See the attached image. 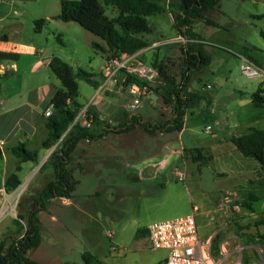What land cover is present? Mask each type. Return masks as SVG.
<instances>
[{
	"label": "rangeland",
	"instance_id": "obj_1",
	"mask_svg": "<svg viewBox=\"0 0 264 264\" xmlns=\"http://www.w3.org/2000/svg\"><path fill=\"white\" fill-rule=\"evenodd\" d=\"M99 2L104 7L103 1L99 0ZM53 5L59 7L58 1L0 0V19L5 17L0 20V24L8 25L10 23L14 17L13 9L26 7L33 14H41L46 7L50 8ZM105 12L110 18L117 16V10L114 8H106ZM172 16L173 12L168 8V3H165L160 13L147 17L150 32L143 35V38L149 45L153 42H169L156 48H149L140 58L151 66L167 62L172 74L178 80L179 65L181 64L179 48L183 46V41L178 38L180 36H176ZM72 27L73 29L69 30L68 35L61 37L63 45L55 42L58 49L56 56L71 67L74 73L82 70L87 74L99 76L103 66L104 53L92 48L91 43L95 42L103 46V42L76 23L72 24ZM193 30L198 33L199 27L196 26ZM261 34L264 35V20L255 21L251 26L222 31L217 37L222 43L215 44L226 46L234 52L239 51L242 46L256 47L258 50L255 51L254 57L261 65L262 76L246 77L241 71V66H246L248 63L243 61L239 55L233 56L218 49H207L210 63L191 75L188 83L189 88L201 96V104L192 110V115L190 113L187 115L186 130L182 137H176L172 147L165 150L164 154L158 152L154 159V162L159 161L172 151L174 166L184 173L183 183L176 181L175 177L170 175L169 190L173 191L174 198L173 207H169L167 210L170 216H184L196 206L198 213L195 215V221L204 226L207 220L206 212L209 214L211 210L212 198L220 191L232 188L236 181L242 179L244 173H242L240 165L227 166L221 164V160L216 158L213 163L203 166L188 161L184 167L181 161L180 142L189 147L188 144L206 146V144L218 141L217 144L220 145L218 149H222L225 144L221 143L220 139L229 132L245 134L253 128L264 129V109L254 107L250 99L259 87L264 89V39ZM204 36L206 35L204 34ZM75 80L78 86L76 100L86 105L94 88L82 77L77 76ZM130 98V96H126L122 100L120 98L119 101L123 105ZM163 108L161 100L157 98L155 101L140 99L135 110H123L127 115L138 113L145 121L154 123L162 119ZM166 111L165 114L169 115L168 109ZM230 123L236 124L234 128H227ZM207 126L210 127L209 132H206ZM213 134H216L215 137L212 136ZM140 147L145 148L146 146L143 144ZM33 148L38 149V147ZM209 154L216 153L212 151ZM238 155L239 160H242L243 156ZM131 166L132 163L129 159L118 162L116 166L104 167L102 165L97 167L96 175L94 174L93 178L85 180L78 188H76V182L72 193L74 196L90 194L93 190L99 191L97 196L89 200L90 210L87 213L79 210V203L73 206H64L57 198L45 204V211H41L37 215L41 222L42 240L40 246L32 252L31 258L41 264H84L82 254L89 251L96 256L101 264L132 263L135 258L132 242L134 241L133 233L136 222H139V226L146 232V235L137 241L141 249L139 253L143 256H150L148 223H145V220H138L136 215L139 214L132 209L131 201L121 202L117 195L106 194L107 190H111V188L105 187V184L108 181L124 179V174L132 170ZM257 170V173H260V178L257 174L252 176L259 180L250 179L247 181L243 177L242 183L238 182L239 186L233 193L236 194L234 205L240 210L238 213H233L231 218L234 220L232 223L235 222L236 229H239L242 241L239 239L235 244L237 249L232 264H264V174L260 168ZM12 173H14V157L7 154L5 163L0 161V174L10 175ZM33 173L34 178L30 184L26 179L27 173H21V183L14 189H7L4 186L6 178L3 179L0 176V240L5 236L17 238L26 228V219L33 207L38 190L49 181V176L46 175L49 171L41 173L36 168ZM254 183H256L257 189L252 186ZM223 194L225 195L226 192ZM250 195L259 197V200L249 201L252 206L250 210H253L254 214L248 216L246 214L248 211L246 207L244 208L243 203L248 201ZM43 233H47L48 236L45 237ZM114 243L129 251L123 252ZM112 247L113 249H111ZM211 253L213 256L216 254L213 249Z\"/></svg>",
	"mask_w": 264,
	"mask_h": 264
},
{
	"label": "crops",
	"instance_id": "obj_2",
	"mask_svg": "<svg viewBox=\"0 0 264 264\" xmlns=\"http://www.w3.org/2000/svg\"><path fill=\"white\" fill-rule=\"evenodd\" d=\"M56 1L59 3V0ZM59 13L60 4L59 7L55 5L50 8L46 7L41 14H33L26 7H21L20 9H13L14 17L8 25L0 24V53L11 55V58L8 60L15 65L13 71L0 75V161L5 163L7 154L12 155L14 157L15 172L18 161L12 153V148L18 143H22L27 150L38 153L36 163L23 162L20 164L21 168L17 172L20 183L21 173H27L26 179H28L27 182L30 184L34 178V170L36 168L39 169L42 165H44V169L40 170L41 173L49 171L46 175L49 176V181L53 179V165L50 161V154L52 151H57L59 145L55 142L49 149L42 147V142L48 136L46 128L48 117L44 115V112L46 110L52 112L49 103L57 89L60 88V82L52 74L48 64L52 57H57L58 49L55 42H58L59 39L61 45H63L61 37L63 38L68 35L69 30L73 29L72 24H75L73 22L65 23L57 19L56 16ZM204 16L212 21L214 25L206 24L203 20L196 19L193 21L192 30L196 26L199 27L198 33L203 37L200 42L203 44V48L208 55L207 49H218L233 56L239 55L242 59H245L240 53L242 49H247L246 52L251 56L253 62L248 61L261 70V65H259L256 61L257 59L254 57L255 51L258 50L256 47L242 46L239 51L234 52L226 46H219L215 43H222L217 38L222 31L251 26L255 21L264 20V0H219L218 5L204 13ZM36 20H44V24H42L39 31L34 30L33 22ZM261 36L264 39V35L261 34ZM102 47L105 48L104 43ZM106 56L107 54H104V61ZM88 75L90 82L87 83L93 86L94 92L86 101V105H88L89 110L98 115L101 122L117 125L127 120L131 115H136L145 121L140 114L127 115L123 110H129L128 104L130 100L126 104H121L120 98L122 100V98L127 96L121 87L110 84L102 86L101 71L99 76ZM188 83V90L192 91ZM157 98V96H150L149 98L144 97L141 99L155 101ZM77 103L85 107L80 102L77 101ZM166 110L164 107L162 119L156 122H164L171 119L170 114H165ZM192 110L190 109L186 112L183 126L179 132L147 134L140 126H136L133 131L128 133H109L96 141H79L71 153V160L67 166L73 179L77 182L76 188L81 186L85 180L93 178L94 174L96 175L97 167L102 165L104 167L116 166L118 162L129 159L132 163V170L129 173H125L122 180L108 181L105 187H109L111 190H107L106 194L110 196L117 195L121 199V202L127 203L131 201L133 205L132 209L139 214L136 217L140 221L145 220V223H148L147 226L154 221L167 220L165 218L173 217L167 213V210L174 205L173 191L169 190L170 175L175 177L174 172L176 170L173 162L174 153L171 151L165 158L162 157L156 162H154V159L158 152L164 154L165 150L172 147L176 137H182L186 130L187 115L189 113L192 115ZM235 125V123H230V126H227V128L232 129ZM98 130L99 128H97ZM209 130L210 127L206 129V132H209ZM233 133L229 132V134L220 139V142L225 144V147L222 149H218L220 146L217 144L218 141L206 144V146L188 144L190 145L189 147L180 142L183 166L185 167L188 161L194 162L187 151L199 148L202 149L205 155L210 156V159L203 165L213 163L216 158L217 160H221V164L223 163L227 166H231L232 164L240 165L242 173H244L242 179L243 177L247 181L254 179L253 174H257L259 177L260 173H257V169L260 166L255 160L246 157H242L243 161L239 160L238 154L240 153L230 142V138L242 134L238 132L236 134ZM215 135L213 134L212 136L215 137ZM143 144H145V148L140 147ZM33 147H38V149H34ZM212 151H215L216 154L210 155L209 153H212ZM217 171L220 172L222 170ZM221 174L224 175V173ZM0 176L4 179L9 175L0 174ZM259 178H255L254 180H259ZM242 179L236 181V184L232 188L220 191L218 195L212 198L210 203L211 210L209 214L206 212L207 220L204 226L196 223L199 240L206 246L210 257L220 264H232L233 256L237 249L235 244L238 243L239 239V241H242V236L239 237L240 234L236 230L235 222L232 223L234 220L231 218L233 213H238L240 210L239 207L234 205L236 194L233 193L239 186L238 182L242 183ZM46 184L41 186L38 193ZM252 186L254 189H257L256 183L252 184ZM225 192L226 194L224 195L223 193ZM98 193L99 191L93 190L90 194L85 195L78 194L74 196L72 194L73 200L72 198H65L66 202L61 204L73 206L79 203V210L87 213L90 210L89 200L97 196ZM255 199L257 201L259 197L250 195L248 201L243 203L244 208L246 207L248 211L246 213L248 216L254 214L253 210H250L252 206L249 201H255ZM52 201L54 199L50 202ZM193 212L194 216L198 213L196 206L191 208L190 213ZM135 225L133 233L134 243L132 242V251H135V258L132 263L161 264L165 258L164 250L149 248L151 252L150 256H143L139 253L141 249L137 241L146 235V232L139 226V222H136ZM43 235L45 237L48 236L47 233H43ZM114 244L118 248L120 247L123 252L129 251L117 243ZM212 249L216 252L215 256L211 253Z\"/></svg>",
	"mask_w": 264,
	"mask_h": 264
},
{
	"label": "trees",
	"instance_id": "obj_3",
	"mask_svg": "<svg viewBox=\"0 0 264 264\" xmlns=\"http://www.w3.org/2000/svg\"><path fill=\"white\" fill-rule=\"evenodd\" d=\"M165 3H168V8L173 12L176 36L187 40L179 48L180 76L177 80L169 64L160 62L157 65L152 64L158 70V82L153 85L144 82L140 84L146 86L151 94L160 98L163 106L168 109L171 119L150 123L141 120L136 115H131L120 124L109 125L101 122L98 115L87 108L86 115L91 118V127L85 129L72 124L82 108L76 101L78 86L75 77L79 76L86 82H90L89 75L82 70L74 73L71 67L60 58L52 57L48 66L60 82V88L57 89L49 103L52 113L47 118L48 136L42 142V147L49 149L55 142H59V149L50 154L53 179L35 197L23 234L17 238L5 236L0 240V264H41L31 258L32 252L42 240V228L37 215L45 211V204L52 199L71 198L76 181L67 166L71 160V153L79 141H96L109 133H128L136 126H140L147 134L179 132L186 112L197 108L202 100L199 94L188 90L187 83L194 72L210 63V57L200 42L202 35L192 30V24L194 20L201 19L206 24L214 25L212 21L205 18L204 13L215 8L219 0H103L104 7L99 4L98 0H59L60 13L56 18L65 23H76L85 31L98 37L104 43L105 48L95 42H92L91 46L107 54L106 58L121 53H135L148 47L149 43L143 38V35L150 32L147 17L160 13ZM106 8L116 9L117 16L108 17L105 12ZM42 24L44 20L34 21V30L39 31ZM58 42L61 44L59 39ZM246 51L247 49H242L240 54L253 62ZM10 58L11 55L0 53V59ZM135 80L130 77L127 82L131 83ZM250 99L254 107L264 109V89L259 87ZM97 128H99L98 131ZM230 142L243 157L255 160L264 174V129H250L248 133L232 136ZM187 152L198 165H203L210 159V156L205 155L199 148L190 149ZM12 153L17 158L18 165L15 172L5 180L4 186L7 189H14L20 184L17 172L21 168V163H36L38 160V153L27 150L22 143L14 146ZM42 169L44 165L39 168V170ZM82 260L84 264H101L89 251L82 254Z\"/></svg>",
	"mask_w": 264,
	"mask_h": 264
},
{
	"label": "built area",
	"instance_id": "obj_4",
	"mask_svg": "<svg viewBox=\"0 0 264 264\" xmlns=\"http://www.w3.org/2000/svg\"><path fill=\"white\" fill-rule=\"evenodd\" d=\"M187 42L183 37H178ZM153 42L148 47L135 53H121L105 59L101 68L102 86L113 85L121 87L127 96H130L128 104L129 110H135L141 98H149L152 94L146 86L140 82L153 85L158 82V70L141 60V55L149 48H156L161 44ZM248 65L241 66V71L246 77H260L263 72L255 67L248 60L243 59ZM14 63L9 60L0 59V75L13 71ZM133 77L136 80L128 83L127 79ZM88 105L82 107L75 116L73 123L81 128L91 127V118L86 115ZM50 110H46L44 115L49 117ZM206 129H209L207 127ZM175 179L184 182V173L175 170ZM61 203H65V198H60ZM148 238L151 249L164 250L165 258L161 264H220L214 261L207 252L206 246L199 240L194 212L184 216H178L167 220L154 221L148 226Z\"/></svg>",
	"mask_w": 264,
	"mask_h": 264
},
{
	"label": "water",
	"instance_id": "obj_5",
	"mask_svg": "<svg viewBox=\"0 0 264 264\" xmlns=\"http://www.w3.org/2000/svg\"><path fill=\"white\" fill-rule=\"evenodd\" d=\"M151 97H155V95L152 94Z\"/></svg>",
	"mask_w": 264,
	"mask_h": 264
}]
</instances>
